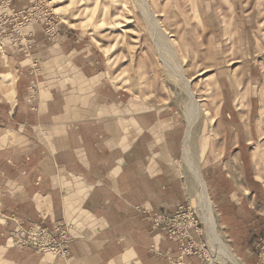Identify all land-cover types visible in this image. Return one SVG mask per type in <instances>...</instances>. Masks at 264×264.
<instances>
[{"label":"crops","instance_id":"crops-1","mask_svg":"<svg viewBox=\"0 0 264 264\" xmlns=\"http://www.w3.org/2000/svg\"><path fill=\"white\" fill-rule=\"evenodd\" d=\"M35 32L32 56L43 63L37 81L22 54L7 49L0 57V209L7 217L0 264H170L178 244L150 217L187 202L178 167L183 137L156 79L138 66L137 82L130 61L101 57L71 31L58 42ZM259 74L239 93L227 89L218 108L207 95L213 120L224 117L227 126L217 124L202 174L223 240L244 264L256 263L250 243L264 230L263 68ZM253 97L255 129L245 119ZM234 115L239 124H228ZM38 223L67 226V258L13 244L15 228ZM186 261L206 264L195 255Z\"/></svg>","mask_w":264,"mask_h":264},{"label":"rangeland","instance_id":"rangeland-1","mask_svg":"<svg viewBox=\"0 0 264 264\" xmlns=\"http://www.w3.org/2000/svg\"><path fill=\"white\" fill-rule=\"evenodd\" d=\"M14 12L21 13L18 17L24 21V32L31 33L28 36L31 49H18L8 42L0 57L11 49L28 58L26 74L31 81L42 77L43 68L42 61L32 56L37 27L47 42H58L71 31L98 49L95 53L101 57L110 59L119 55V63L130 61L136 68L137 82L138 66L151 72L157 81L155 90L160 88L164 93L161 101L169 107V122L177 123L182 130L183 151L178 167L187 197L183 207L199 219L201 238H207L198 198L200 185L190 164L198 166L204 181L202 167L210 138L215 137L217 124L224 127L227 124L221 116L219 122L198 116L195 99L210 106L205 92L208 91L214 94L212 104L218 108L223 97L229 94L225 93L227 89L239 93L245 82L252 84L259 78V70L264 69V0H26L22 3L0 0V14L11 19L10 14ZM171 39L175 42L174 48L169 44ZM33 68H37L36 74L30 73ZM33 93H38L37 88ZM153 100V106L159 105V99ZM252 100L245 119H250V126L255 129L256 99ZM241 105V109L248 110L245 102ZM229 107L227 101L222 110ZM236 118L237 115L232 116L228 124L238 125ZM2 219L7 217L0 209ZM39 224L43 223L15 228L11 234L13 244L19 248L30 247L15 239L16 231H26ZM60 225L68 230L66 225ZM216 232L225 240L219 225Z\"/></svg>","mask_w":264,"mask_h":264},{"label":"built area","instance_id":"built-area-1","mask_svg":"<svg viewBox=\"0 0 264 264\" xmlns=\"http://www.w3.org/2000/svg\"><path fill=\"white\" fill-rule=\"evenodd\" d=\"M20 14L17 12L11 13V19L0 14V53L9 44L18 49H31L32 44L29 42L28 37L31 33L24 32V21L19 20L18 17ZM47 31H50L49 28H47ZM8 42L9 44H7ZM36 71L37 68H33L30 73L36 74ZM150 218L155 227L178 244V254L174 258H169L170 264H188L186 258L192 255L197 256L206 264H223L220 256L209 254L210 248L208 239L205 236L201 242L194 238V232H198L201 236L200 222L189 211V208L179 206L175 212L152 213ZM15 239L22 245H28L39 252L50 253L61 259L69 256L72 241L68 230L60 224L51 228L39 224L30 227L26 231L19 229L16 231ZM251 247L257 258L255 264H264V230L254 238Z\"/></svg>","mask_w":264,"mask_h":264},{"label":"bare ground","instance_id":"bare-ground-1","mask_svg":"<svg viewBox=\"0 0 264 264\" xmlns=\"http://www.w3.org/2000/svg\"><path fill=\"white\" fill-rule=\"evenodd\" d=\"M168 41H169V44L174 48L175 42L173 41V39L168 40ZM205 92L207 95L208 91H205ZM191 93L193 95V92H191ZM209 94H211V93H209ZM194 95H195V93H194ZM195 98H196V95H195ZM195 101H196L195 102L196 103L195 108L197 109V115L198 116H201V115L206 116V118L212 122L214 119L213 116L215 115L214 113H216L215 109H213L212 107H210L206 104L202 105L197 98L195 99ZM212 114H213V116H212ZM190 168L192 169V171L195 174V177L199 183L198 185H200V190H199L200 194H199L198 198H200V204H201V208H202L201 217H202L204 224L206 226L205 232H206V236L208 239L210 252L215 254V255H216V253H217V255L219 254L218 256L221 257L222 261L230 259L233 264H242L239 259H237L236 257L233 256V254L229 250L225 241L216 232L218 221H217V218L215 216V212L213 209L212 202H211L209 195L207 193L205 183L202 179L200 169L198 168V166H196V165L192 166L191 164H190Z\"/></svg>","mask_w":264,"mask_h":264}]
</instances>
